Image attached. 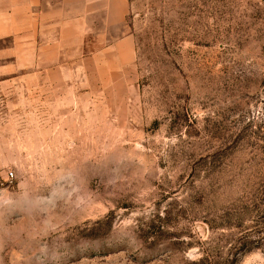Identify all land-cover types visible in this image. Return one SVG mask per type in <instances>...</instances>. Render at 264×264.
<instances>
[{"label":"rangeland","instance_id":"rangeland-1","mask_svg":"<svg viewBox=\"0 0 264 264\" xmlns=\"http://www.w3.org/2000/svg\"><path fill=\"white\" fill-rule=\"evenodd\" d=\"M128 2L134 67L0 86V264H264V0Z\"/></svg>","mask_w":264,"mask_h":264},{"label":"crops","instance_id":"crops-1","mask_svg":"<svg viewBox=\"0 0 264 264\" xmlns=\"http://www.w3.org/2000/svg\"><path fill=\"white\" fill-rule=\"evenodd\" d=\"M129 10L128 0H0V86L21 75L46 94L123 74L137 61Z\"/></svg>","mask_w":264,"mask_h":264}]
</instances>
